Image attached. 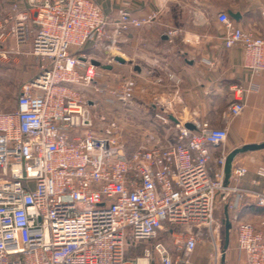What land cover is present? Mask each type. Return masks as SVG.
<instances>
[{
  "label": "built area",
  "instance_id": "2783aa9c",
  "mask_svg": "<svg viewBox=\"0 0 264 264\" xmlns=\"http://www.w3.org/2000/svg\"><path fill=\"white\" fill-rule=\"evenodd\" d=\"M6 20L11 26L0 28V42L12 40L15 49L0 58L17 56L30 43L40 66L14 108L0 99V264H153V255L158 264H193L202 232L219 251L217 195L250 197L264 208V185L258 193L238 188L246 168L233 167L224 184L225 129L171 127L157 116L163 138L134 146L124 142L119 122L96 111L101 103L130 109L135 83L125 80L107 94L93 60L73 51L109 42L113 62L118 40L153 17L139 20L119 10L109 18L97 0H13ZM217 21L224 48H242L244 67L264 73V36L244 32L224 13ZM243 110L238 98L227 113L237 118ZM211 148L222 150L212 169ZM256 177L264 182V167ZM236 220L240 259L264 264V233ZM166 227L172 253L157 242L126 260L129 245L148 243Z\"/></svg>",
  "mask_w": 264,
  "mask_h": 264
},
{
  "label": "crops",
  "instance_id": "0c3cea01",
  "mask_svg": "<svg viewBox=\"0 0 264 264\" xmlns=\"http://www.w3.org/2000/svg\"><path fill=\"white\" fill-rule=\"evenodd\" d=\"M12 2L0 0V28L5 32L11 26L6 16ZM97 5L109 18L119 10L139 20L153 17L148 26L118 40L115 44L118 55L114 58L122 63L115 59L112 63L117 66L121 83L125 80L135 83L131 110L118 107L117 111L123 130L129 124V133L139 144L148 145L163 138V125L157 116L169 119L171 127L183 125L193 130L196 124L206 123L212 129H225L226 155L244 146L264 143V73L244 67L242 48H224V28L217 21L224 13L244 32L264 36V0H97ZM109 45L105 42L86 48L102 49L106 64L112 56L106 50ZM9 49H15L12 40L0 42V53ZM19 51V55L7 60L0 58V76L10 80V86L18 91L39 74L40 66L29 54L30 43L20 46ZM110 69L103 70L109 75ZM238 98L244 110L239 117L231 118L228 107ZM15 99L6 101L10 109L14 108ZM221 153V148H211V169ZM235 166L247 169L238 188L258 193L264 182L256 177V171L264 167V149L238 155L233 162ZM216 204L222 205V223L228 218L230 234L236 226L233 217L236 222H245L264 233V208L258 207L252 198L230 195L225 201L219 197ZM231 204L236 207L234 211L229 210ZM230 245L237 248L236 232ZM195 260L191 255L190 261L199 264ZM240 264H244L243 260Z\"/></svg>",
  "mask_w": 264,
  "mask_h": 264
},
{
  "label": "rangeland",
  "instance_id": "374dc122",
  "mask_svg": "<svg viewBox=\"0 0 264 264\" xmlns=\"http://www.w3.org/2000/svg\"><path fill=\"white\" fill-rule=\"evenodd\" d=\"M102 51H103L102 49L84 48L79 51L75 50L73 51V53L77 56H85L86 58L90 57L93 61L98 62L100 64V67H96L98 68V72L102 74V78L98 82L106 90L107 94H110L111 92H116L120 89L122 79L118 75V71L116 69L117 66L115 64L112 65L114 61L109 62L110 59H108V61L105 64V62L103 61L104 59L102 58L103 57ZM107 65L111 68L109 75L105 70L102 69L103 66H107ZM9 82L10 80H7L6 78H2L0 76V99L5 102L13 101L15 97H17V95L19 94L18 89L16 87L10 86ZM104 105H105L104 103H101L97 107L96 111L99 113H106V114L108 113L113 120H116L118 122L119 121L118 111H117L118 105L113 104V106H107V107H105ZM126 110L130 111L131 109H126ZM119 125L124 135V142H126L129 145H134V146L139 145V143L134 139L133 133L132 132L129 133L130 132L129 131L130 129L128 127L129 124L127 125V130L125 131L122 128L123 127L122 123L119 122ZM130 125L131 128L132 124ZM219 197L220 196L217 195V202ZM222 209H223L222 205L217 206L216 204V209L214 212L215 222L219 221L222 223V214H223ZM167 230H168L167 227L164 228V231H162L156 239L148 243L129 245L126 248V253H125L126 260L130 262L137 258L142 257L144 252L151 251L153 246L157 242H162L172 253L174 250V244L169 233L166 232ZM235 232H236V226L233 233L232 234L229 233V247H228V251L226 252L225 264H232L233 262H237L238 264L241 263V259L237 253V248L234 249V247L230 245V241L234 243ZM224 238L225 235H224V223H223V227L221 230L220 248L216 255V253L214 252V248L210 244L209 235L206 233V231L202 232L201 241L198 243L197 249L192 254V258L193 256H195L196 259L194 262L199 264H214V260H215L217 261V264H221V255L224 246ZM152 258H153V264H158L157 258H155L154 255L152 256ZM226 259L228 261H226Z\"/></svg>",
  "mask_w": 264,
  "mask_h": 264
},
{
  "label": "water",
  "instance_id": "95a60500",
  "mask_svg": "<svg viewBox=\"0 0 264 264\" xmlns=\"http://www.w3.org/2000/svg\"><path fill=\"white\" fill-rule=\"evenodd\" d=\"M231 17L233 19L237 18V15H231ZM116 62L122 63L121 60L119 59H115ZM91 64L95 67H100V64L98 62L92 61ZM103 69L109 70L110 67H102ZM189 129H192L190 126H186ZM264 149V143L260 144V145H249V146H244L240 149H235L234 151H232L229 155L226 156L225 159V164H224V184H228L230 176H231V172H232V168H233V162L235 160V158L238 155L241 154H245L247 152H254V151H259V150H263ZM229 233H230V224H229V220L228 218L225 219V224H224V246H223V251H222V255H221V264H225V257H226V252L228 250L229 247Z\"/></svg>",
  "mask_w": 264,
  "mask_h": 264
},
{
  "label": "trees",
  "instance_id": "16d2710c",
  "mask_svg": "<svg viewBox=\"0 0 264 264\" xmlns=\"http://www.w3.org/2000/svg\"><path fill=\"white\" fill-rule=\"evenodd\" d=\"M230 224V223H229ZM230 227H231V225H230Z\"/></svg>",
  "mask_w": 264,
  "mask_h": 264
}]
</instances>
